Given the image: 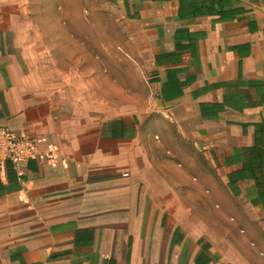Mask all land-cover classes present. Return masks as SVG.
Here are the masks:
<instances>
[{
  "label": "crops",
  "instance_id": "1",
  "mask_svg": "<svg viewBox=\"0 0 264 264\" xmlns=\"http://www.w3.org/2000/svg\"><path fill=\"white\" fill-rule=\"evenodd\" d=\"M27 1L0 0V123L46 158L20 173L0 162V243L12 264H154L138 257L139 181L144 130L163 125L193 142L216 189L264 229V0H109L149 66L131 114L94 100L92 60L43 58L46 40L30 31L47 28Z\"/></svg>",
  "mask_w": 264,
  "mask_h": 264
},
{
  "label": "rangeland",
  "instance_id": "2",
  "mask_svg": "<svg viewBox=\"0 0 264 264\" xmlns=\"http://www.w3.org/2000/svg\"><path fill=\"white\" fill-rule=\"evenodd\" d=\"M108 1L28 0L30 20L47 28L30 32L38 34L36 44L46 40L45 60L60 56L66 61L65 68L71 58L81 59L84 69L87 58L89 64L93 62L94 100L110 101L112 114L119 101H123L126 112L131 114L149 92V66ZM40 4L46 8L42 9L44 14L37 13ZM54 78L49 79L52 84ZM157 129L144 130L139 183L146 205L138 257L166 264L168 236L176 229L183 239L173 247L169 264H192L199 249L198 238L210 244L211 264H264V229L259 221H247L241 200L233 199L227 190L216 189L215 175L207 170L211 169L207 161L193 142L178 140L181 132L177 126L163 125ZM0 264H12L2 243Z\"/></svg>",
  "mask_w": 264,
  "mask_h": 264
},
{
  "label": "built area",
  "instance_id": "3",
  "mask_svg": "<svg viewBox=\"0 0 264 264\" xmlns=\"http://www.w3.org/2000/svg\"><path fill=\"white\" fill-rule=\"evenodd\" d=\"M45 158L46 154L35 139L16 135L0 123V162L10 163L20 173L27 161H43Z\"/></svg>",
  "mask_w": 264,
  "mask_h": 264
},
{
  "label": "trees",
  "instance_id": "4",
  "mask_svg": "<svg viewBox=\"0 0 264 264\" xmlns=\"http://www.w3.org/2000/svg\"><path fill=\"white\" fill-rule=\"evenodd\" d=\"M200 111L202 112V105L200 106ZM9 172H10V169L8 168V173ZM4 190H5L4 186L0 183V193H2ZM174 235H176L177 237H174ZM174 235L170 241V246L168 249V259L171 255V251L174 245L180 243L182 239V235L181 233L178 232V230H175ZM196 244L199 246V249L194 254L192 263L193 264H209L211 261H213V255L209 251V247H210L209 243L203 241L202 238H198L196 240Z\"/></svg>",
  "mask_w": 264,
  "mask_h": 264
}]
</instances>
